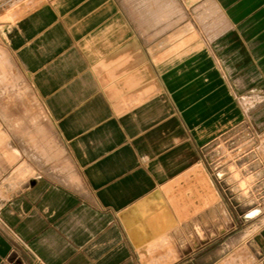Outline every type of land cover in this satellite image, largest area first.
Masks as SVG:
<instances>
[{
    "label": "crops",
    "instance_id": "1",
    "mask_svg": "<svg viewBox=\"0 0 264 264\" xmlns=\"http://www.w3.org/2000/svg\"><path fill=\"white\" fill-rule=\"evenodd\" d=\"M0 6L71 160L0 186V264H194L183 205L215 198L200 148L248 111L264 126V0H175L141 24L118 0Z\"/></svg>",
    "mask_w": 264,
    "mask_h": 264
},
{
    "label": "rangeland",
    "instance_id": "2",
    "mask_svg": "<svg viewBox=\"0 0 264 264\" xmlns=\"http://www.w3.org/2000/svg\"><path fill=\"white\" fill-rule=\"evenodd\" d=\"M136 23H154L175 0H118ZM0 6V21L7 16ZM17 146L20 154L12 146ZM215 185L213 203L183 205L184 239L194 264H260L264 255V126L251 111L240 127L200 148ZM71 166L56 126L30 77L0 41V186L24 184ZM3 181L5 183H3ZM0 196V203H1ZM186 198L184 199V203Z\"/></svg>",
    "mask_w": 264,
    "mask_h": 264
}]
</instances>
